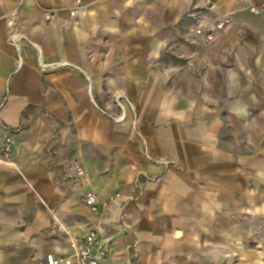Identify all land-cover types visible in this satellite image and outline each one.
<instances>
[{
    "label": "crops",
    "instance_id": "obj_1",
    "mask_svg": "<svg viewBox=\"0 0 264 264\" xmlns=\"http://www.w3.org/2000/svg\"><path fill=\"white\" fill-rule=\"evenodd\" d=\"M92 230L107 264H264V0H0V264Z\"/></svg>",
    "mask_w": 264,
    "mask_h": 264
},
{
    "label": "built area",
    "instance_id": "obj_2",
    "mask_svg": "<svg viewBox=\"0 0 264 264\" xmlns=\"http://www.w3.org/2000/svg\"><path fill=\"white\" fill-rule=\"evenodd\" d=\"M252 13L259 14L260 10L257 7H252ZM74 13V12H72ZM51 16H48L50 19ZM230 20L226 17H223L214 23V30H221L226 28L229 25ZM9 24H12V21H9ZM214 30L206 31L202 28H198L196 33L198 36H204L206 41L213 42L215 40ZM15 37V36H14ZM4 158L9 161L14 153L13 140L12 138H7L4 142ZM77 171L79 174H83V169L78 165ZM86 206L92 210L93 212L98 211L99 208V198L95 193H88L85 198ZM76 255L79 264H107L108 257V247L106 243H104L102 237L100 236L98 231H89L79 246H75ZM59 261L54 257V255L50 254L44 260V264H58Z\"/></svg>",
    "mask_w": 264,
    "mask_h": 264
},
{
    "label": "rangeland",
    "instance_id": "obj_3",
    "mask_svg": "<svg viewBox=\"0 0 264 264\" xmlns=\"http://www.w3.org/2000/svg\"><path fill=\"white\" fill-rule=\"evenodd\" d=\"M178 55V53H176Z\"/></svg>",
    "mask_w": 264,
    "mask_h": 264
}]
</instances>
